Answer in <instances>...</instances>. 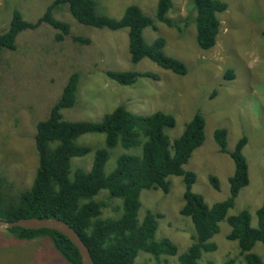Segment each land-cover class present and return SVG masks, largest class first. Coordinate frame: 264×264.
<instances>
[{
  "label": "rangeland",
  "instance_id": "1",
  "mask_svg": "<svg viewBox=\"0 0 264 264\" xmlns=\"http://www.w3.org/2000/svg\"><path fill=\"white\" fill-rule=\"evenodd\" d=\"M53 0H0V33L7 30L12 11L17 10L31 23L45 13ZM97 11L118 19L125 8L136 5L154 21L157 30L145 28L142 36L151 44L161 37L164 53L183 62L187 73L176 75L160 68L147 58L132 62L128 50V29L111 31L79 23L67 5L53 11V18L69 25L64 40L54 39L57 30L42 23L33 30L22 31L16 37L15 50L0 52V176L8 191L28 189L38 164L34 144L36 125L47 118L51 107L59 100L68 78L79 74L76 103L61 111L68 121H99L118 106L129 112L147 116L156 111L170 114L175 126L165 129L170 141L179 137L185 124L199 111L204 120V142L195 149L184 169L192 171L196 180L194 193L207 205L229 196L228 178L234 163L219 151L213 139L217 128L227 132V149L232 151L243 136L247 143L243 155L248 165L249 183L242 188L227 216L248 210L250 224L257 226L256 210L264 200V0H221L227 9L218 14L219 33L214 47L202 50L196 42L195 11L192 0H172L167 17L175 27H168L155 18L157 0H94ZM73 37L88 39L80 43ZM152 73L158 79L138 77L132 85H121L105 73ZM231 71L233 78L227 76ZM79 146L92 150L84 157L71 159V169L89 170L94 150L104 148L103 134H85L76 140ZM122 153L140 155V147L110 150L104 170L110 173ZM209 176L218 180L219 189L209 184ZM168 193L142 190L138 220L146 212L159 213L156 239L167 238L177 248L175 256H161L165 264H177V257L193 242L195 230L191 220L179 214L184 204V182L180 176H168ZM106 204L102 218H117L121 214L119 199L101 190L95 197ZM230 227L225 220L210 242L214 252H203L198 264H223L234 258V264H244L236 241L226 238ZM251 252L264 262V246L256 243ZM136 264H156L150 254L138 251ZM0 264H66L52 246L40 236L21 240L6 228H0ZM163 264V263H161Z\"/></svg>",
  "mask_w": 264,
  "mask_h": 264
},
{
  "label": "trees",
  "instance_id": "2",
  "mask_svg": "<svg viewBox=\"0 0 264 264\" xmlns=\"http://www.w3.org/2000/svg\"><path fill=\"white\" fill-rule=\"evenodd\" d=\"M192 4L196 42L202 50L211 49L219 33L218 14L227 9V4L221 0H192ZM63 5L68 6L72 16L81 24L111 31L128 29V50L132 62L147 58L176 75L187 73L183 62L164 53L163 38L159 37L151 44L145 42L143 30L150 27L156 31L157 27L139 7L127 6L122 16L115 19L98 12L94 0H53L43 16L34 23L26 21L19 11L13 10L7 30L0 33V52L3 49L15 50L17 35L25 30H33L42 23L57 30L54 37L56 41L64 40L69 33V25L53 18V11ZM172 7V0H157L156 20L168 27H175L176 24L167 17ZM72 39L83 44L89 42L81 37ZM105 74L125 86L134 84L141 76L158 79L155 74L148 72L106 71ZM227 76L233 78L231 71ZM78 82L79 74H71L47 118L36 125L34 144L38 164L31 186L10 192L6 180L0 176V220L60 219L80 236L94 264H136L138 251L153 256L156 264H165L166 261L160 257L175 256L177 248L169 239L158 240L155 237L157 219L162 217L161 214L148 211L141 221L138 220L139 198L142 190L160 189L168 193V176H180L184 182V204L179 214L191 220L195 235L187 251L177 257V264H198L203 252H214L217 246L210 239L218 233L219 223L223 220L230 227L226 238L237 242L244 264H264L257 254L251 252L256 243L264 246V200L255 212L256 227L251 226V215L246 209L227 216L240 190L249 183L248 165L243 155L247 143L245 136L229 151L226 130H214L215 144L221 153L232 159L234 172L228 178L229 196L209 206L200 194L192 191L195 174L183 168L192 152L204 142L205 120L199 111L194 113L181 135L173 141L164 131L175 126V119L162 111L143 116L118 106L96 122L68 121L63 118L61 111L75 105ZM85 134H103L104 148L94 150L89 170L81 167L71 169L72 158L84 157L92 150L76 144V140ZM118 145L123 149L140 147L141 153H122L116 159L115 168L106 173L104 167L110 150ZM208 180L213 189H219L216 177L209 176ZM101 190L121 201L119 217L102 218L106 204L94 199ZM7 230L21 240L44 236L51 241L66 264H82L77 248L60 232L20 227ZM234 263L235 259L231 258L223 264Z\"/></svg>",
  "mask_w": 264,
  "mask_h": 264
},
{
  "label": "water",
  "instance_id": "3",
  "mask_svg": "<svg viewBox=\"0 0 264 264\" xmlns=\"http://www.w3.org/2000/svg\"><path fill=\"white\" fill-rule=\"evenodd\" d=\"M20 227L27 230L50 229L63 234L77 248L82 264H94L90 252L80 236L66 222L54 218H23L16 221L5 222L0 220V228L11 229Z\"/></svg>",
  "mask_w": 264,
  "mask_h": 264
},
{
  "label": "crops",
  "instance_id": "4",
  "mask_svg": "<svg viewBox=\"0 0 264 264\" xmlns=\"http://www.w3.org/2000/svg\"><path fill=\"white\" fill-rule=\"evenodd\" d=\"M163 24V23H162Z\"/></svg>",
  "mask_w": 264,
  "mask_h": 264
}]
</instances>
